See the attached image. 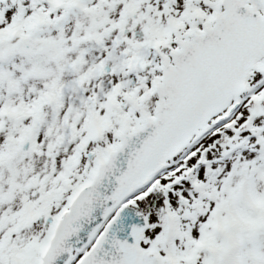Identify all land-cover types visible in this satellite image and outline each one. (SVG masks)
I'll return each mask as SVG.
<instances>
[{"label": "snow or ice", "instance_id": "snow-or-ice-1", "mask_svg": "<svg viewBox=\"0 0 264 264\" xmlns=\"http://www.w3.org/2000/svg\"><path fill=\"white\" fill-rule=\"evenodd\" d=\"M0 264H264V0H0Z\"/></svg>", "mask_w": 264, "mask_h": 264}]
</instances>
